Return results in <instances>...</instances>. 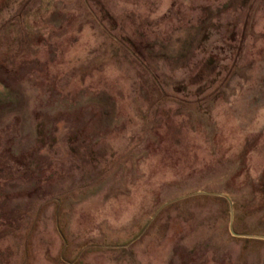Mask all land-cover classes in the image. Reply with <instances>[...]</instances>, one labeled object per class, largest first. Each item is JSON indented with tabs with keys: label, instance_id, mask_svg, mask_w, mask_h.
<instances>
[{
	"label": "rangeland",
	"instance_id": "374dc122",
	"mask_svg": "<svg viewBox=\"0 0 264 264\" xmlns=\"http://www.w3.org/2000/svg\"><path fill=\"white\" fill-rule=\"evenodd\" d=\"M260 235L264 0H0V264H264Z\"/></svg>",
	"mask_w": 264,
	"mask_h": 264
},
{
	"label": "water",
	"instance_id": "95a60500",
	"mask_svg": "<svg viewBox=\"0 0 264 264\" xmlns=\"http://www.w3.org/2000/svg\"><path fill=\"white\" fill-rule=\"evenodd\" d=\"M231 232H232L233 235H241V234L235 233L234 231H232V229H231ZM256 237L261 238V239L264 240V237H262L261 235L260 236H256Z\"/></svg>",
	"mask_w": 264,
	"mask_h": 264
},
{
	"label": "trees",
	"instance_id": "16d2710c",
	"mask_svg": "<svg viewBox=\"0 0 264 264\" xmlns=\"http://www.w3.org/2000/svg\"><path fill=\"white\" fill-rule=\"evenodd\" d=\"M258 241H260L261 243H263L264 241H261V240H258Z\"/></svg>",
	"mask_w": 264,
	"mask_h": 264
}]
</instances>
